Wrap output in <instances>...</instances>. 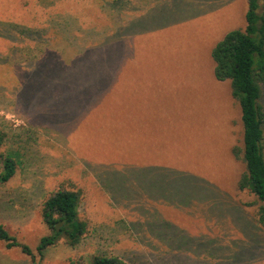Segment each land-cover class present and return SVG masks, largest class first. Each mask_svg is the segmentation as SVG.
<instances>
[{"label":"rangeland","instance_id":"374dc122","mask_svg":"<svg viewBox=\"0 0 264 264\" xmlns=\"http://www.w3.org/2000/svg\"><path fill=\"white\" fill-rule=\"evenodd\" d=\"M248 2L0 0V124L18 160L0 224L35 249L62 185L89 222L35 260L0 241V264H264L256 197L238 188L241 107L212 57Z\"/></svg>","mask_w":264,"mask_h":264},{"label":"trees","instance_id":"16d2710c","mask_svg":"<svg viewBox=\"0 0 264 264\" xmlns=\"http://www.w3.org/2000/svg\"><path fill=\"white\" fill-rule=\"evenodd\" d=\"M248 3L245 27L227 33L213 48L212 57L216 79L231 82L232 95L242 111L243 147L233 149L235 156L245 164L238 188L256 197V220L264 228V4L261 0H249ZM69 72L64 71L66 76ZM30 75L39 81L37 76L42 77V72L35 69ZM45 87L49 90L51 86L42 82L35 95H40V89ZM58 87L63 86L59 84ZM7 137L0 124V184L9 182L18 169L17 158L5 147ZM81 201L77 189L59 186L43 199L41 216L49 232L40 238L35 249L3 224H0V241L8 249L19 248L33 260L61 240L76 247L89 233V222L80 215ZM89 261L91 263L85 261L83 264H129L119 255L104 252L91 255Z\"/></svg>","mask_w":264,"mask_h":264},{"label":"crops","instance_id":"0c3cea01","mask_svg":"<svg viewBox=\"0 0 264 264\" xmlns=\"http://www.w3.org/2000/svg\"><path fill=\"white\" fill-rule=\"evenodd\" d=\"M133 32V34H135L136 36H137V30H133L132 31ZM140 37H141V35H140ZM118 66V65H117ZM118 69V68H117ZM215 70V69H214ZM118 71V70H117ZM120 72L121 71H119V73L117 74V80H118V82H121V79H120ZM117 119H118V127L121 125V122H122V119H121V116H120V114L117 116ZM118 141L119 142H121L122 141V139H119V137H118Z\"/></svg>","mask_w":264,"mask_h":264}]
</instances>
